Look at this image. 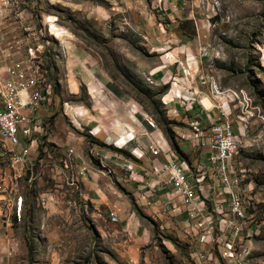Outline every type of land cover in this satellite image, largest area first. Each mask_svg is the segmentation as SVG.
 I'll list each match as a JSON object with an SVG mask.
<instances>
[{
    "label": "rangeland",
    "instance_id": "obj_1",
    "mask_svg": "<svg viewBox=\"0 0 264 264\" xmlns=\"http://www.w3.org/2000/svg\"><path fill=\"white\" fill-rule=\"evenodd\" d=\"M138 1L0 0V66L21 60L27 45L37 46V50L28 47L27 52L28 63H36V58L42 61L33 66V86L41 93L45 77L53 85L48 108H58L65 102L74 105L77 99L64 95L58 76L64 61L62 45L69 48L73 44L96 62L116 89L166 131L170 124L160 101L166 88L151 84L145 77L149 70L161 65L162 55L175 48L173 55L181 53L185 48L181 45L186 43L200 70L243 104L245 113L256 116L259 107L264 114V0H168L169 12L157 0H147L149 6L140 10L136 8ZM176 2L177 8H173ZM153 16L159 19L150 31L147 20ZM181 16L186 18L185 33L178 26L183 21L176 19ZM160 24L165 29L163 34L170 37L169 45L155 38ZM175 58L178 60L177 55ZM179 58L183 61L181 55ZM213 90L215 94L221 92L215 85ZM56 112L52 119L59 117L61 124L71 128L72 124ZM81 132L80 147L84 151V141L103 147L92 136L85 137L84 130ZM238 161L248 171L246 182L253 188L246 196L247 215L260 224L253 239L258 251L246 264H264V155L245 157L239 151ZM68 168L64 171L56 167L57 188L73 196L62 195L56 204L48 197L61 191L55 192L52 184L36 182L27 187V180H35L33 163L25 166L27 180L17 179L14 184L16 194L10 198L15 199L18 220L9 218L15 220L11 228L17 239L16 264H193L191 243L170 231L159 236L155 230L149 243L135 249L133 261L129 250L133 241L122 235L108 211H98L73 194L75 182L80 181L71 164ZM70 173H75L74 181ZM78 193H83L81 187ZM21 202L22 209L18 205ZM0 207L5 210L4 203ZM134 211L146 223L151 220L135 207ZM218 259V264H233Z\"/></svg>",
    "mask_w": 264,
    "mask_h": 264
},
{
    "label": "crops",
    "instance_id": "obj_2",
    "mask_svg": "<svg viewBox=\"0 0 264 264\" xmlns=\"http://www.w3.org/2000/svg\"><path fill=\"white\" fill-rule=\"evenodd\" d=\"M157 1H160L163 10H169L168 0ZM146 5L149 6L147 0L145 3L139 0L136 8L146 10ZM177 6L178 2L175 6L173 5V8ZM158 17L153 16L147 20V27L150 31H153L154 21L159 19ZM176 19L183 21L186 18L181 16ZM184 23L186 21L178 24L183 32ZM157 29L155 38L164 42V45H169L171 40L169 35L163 34L165 32L163 25L160 24ZM66 44L69 47L67 41ZM182 46L186 48L187 45L183 43ZM62 47L64 61L61 73L58 74L59 81L64 95L75 98L77 101L74 105L65 102V105H59L56 108L60 116L63 115L65 117L62 116L63 119H67L73 126L65 127L64 123L61 124L57 120L59 117H56V121L52 119L54 113H57L56 108L43 107L38 111V115L43 120L47 118L50 122L54 120L52 126L54 142L59 146L75 149L77 153L82 154V160L88 161V169L82 179V172H79V165L75 158H67V165L71 164L73 171L78 174L79 181L82 182L79 187L83 190L84 201L90 202L98 211H108L109 215L116 217L117 220L112 221L113 224L122 231V235L127 240L133 241V245L129 248L133 261L136 256L135 249L149 243L155 230L159 236L163 237L165 231H170L178 239L191 243L193 252L190 257L193 264H218V257H224V243L229 237V234H225V224L218 225L217 215H212L213 212L210 211L211 216L208 218H212L216 233L207 234L200 219L195 217L183 204L179 192L164 186L168 174L162 171V167L167 161H180L186 173H190L203 165L210 156V146L203 138L195 135L194 129L205 128L203 134L208 136L207 125L220 122L221 110L232 115L233 133L240 145L238 152L240 151L245 157H263L264 114L260 108L258 107L256 116H252L250 112L245 113L242 109L243 104L237 103V99L234 100L235 97L218 87L212 76L205 75L200 70L197 61L190 57L191 53L187 48L173 55L175 48L162 55L161 65L149 70L145 77L150 80L151 84L166 88L160 96V101L170 129L164 131L135 101L116 89L96 62L84 51H80L73 44L69 48H65L64 45ZM176 55L178 60L175 58ZM180 55L183 61H180ZM182 69L189 71V76H185ZM3 71L4 67L0 66V74ZM203 78H208V80L205 82ZM44 81L41 95L45 99H51L52 85L47 82L46 77ZM213 85L221 90L219 92L221 94L214 93ZM182 96L185 100L194 99L193 103L190 104V101L180 103ZM206 103L210 105L207 106ZM200 104L204 105L207 112L202 111ZM218 104L221 105V110L215 108ZM198 113L200 116H196ZM145 118L149 119L152 128ZM39 128L37 131H40ZM82 130L86 133L85 137L92 136L103 147L100 149L97 147V149L95 145L82 140L86 144L84 151L80 147L79 140L83 137L80 135ZM74 132L80 137L76 138ZM155 142L161 146L163 151L154 157L148 147ZM28 145H35V143L29 140ZM238 152L237 171L242 181V191L239 193L244 200V208H247L246 196L253 192V188L251 183L243 180L242 171L245 173L248 171L238 161ZM97 157L101 160L102 167L98 164ZM5 182H12V176H5ZM199 195L201 199L196 200L198 206H202L203 199L205 206L211 210L214 205H218L219 209H225V199L208 182L200 185ZM9 202L10 212H15V199H11L10 195ZM134 207L151 220H147L148 223H146L137 217ZM2 213L0 211V264H16L17 239L11 228V222L18 218L16 213L12 215L15 220L5 217ZM246 221L251 224V231L248 232L249 235L245 242L241 238L236 245L237 255L244 257L239 264L248 263L247 259L256 254L258 250L255 249L259 247L255 246L253 239L257 236L260 224L257 225L247 215V212ZM202 232H205V235ZM213 236H218V240H213ZM244 244L248 245L251 252H244ZM230 263L234 264L233 261Z\"/></svg>",
    "mask_w": 264,
    "mask_h": 264
},
{
    "label": "built area",
    "instance_id": "obj_3",
    "mask_svg": "<svg viewBox=\"0 0 264 264\" xmlns=\"http://www.w3.org/2000/svg\"><path fill=\"white\" fill-rule=\"evenodd\" d=\"M28 47L35 46L27 45V52ZM35 48L38 49L37 46ZM27 52L21 60L5 64L4 71L0 74V204L4 203L5 205V210L3 211L0 207V211L5 217L12 216L14 213L9 210L8 195H15L16 179H26L25 162H32L35 165V180L26 179L27 187L34 186L36 182H47L52 184L55 192L61 191L59 194L48 197L53 204H56L62 195L73 196L66 194L62 188H57L56 167H63L64 171H69L67 158H75L79 165V172H82V179L88 169V161L81 160V154L77 153L75 149L59 146L52 140L50 119L43 120L38 115V111L47 107L48 102L52 99L53 85L51 99H44L36 90V86H32L33 66L42 63V61H37L36 58V63H28ZM182 70L185 76H189V71ZM203 79L205 82L208 80V78ZM193 100L191 98L185 100L182 96L179 102L190 101L189 103L192 104ZM200 107L203 112H207L203 104H200ZM220 107L219 104L215 106L216 109L221 110L222 107ZM196 116H200V113ZM220 119V122H212L207 125L208 136L203 134L205 128L194 129L195 135L203 138L210 146V156L203 165L186 173L181 166L182 162L167 161L164 163L162 171L168 174L164 186L179 192L183 204L195 217L200 219L207 234L216 233L212 218H208L211 216L210 211L213 212L212 215H217L218 223H225V234H229V237L224 243L225 252L224 257L221 258L238 264L243 260V255L242 257L237 255L236 245L241 238L244 242L247 240L250 224L245 220L246 208L239 200L241 181H235L234 163L236 162L231 161L233 146H240L235 141L232 129L233 120L228 112L223 110L220 111ZM145 120L150 126L149 119L145 118ZM39 126H46V135L43 139L35 138V145H28V135H35V129ZM148 150L154 157L163 151L157 142L150 144ZM96 160L102 167L101 160L98 157ZM242 173L243 180H246L247 173L243 171ZM4 175H12V182H4ZM188 175L191 177L189 178ZM70 177L74 181V173H70ZM203 182H208L214 190L219 191L225 199V209H218L217 205H214L211 210L205 206L203 199L202 206H195V199H201L199 189ZM216 183L217 185H215ZM78 184H82V182H75L73 194L84 200L83 193H78ZM43 199L45 200L43 202H47L45 198ZM110 217L112 221L117 220L112 214ZM202 233L205 235V232ZM213 240L217 241V236H213ZM244 246V252H251L247 244Z\"/></svg>",
    "mask_w": 264,
    "mask_h": 264
},
{
    "label": "bare ground",
    "instance_id": "obj_4",
    "mask_svg": "<svg viewBox=\"0 0 264 264\" xmlns=\"http://www.w3.org/2000/svg\"><path fill=\"white\" fill-rule=\"evenodd\" d=\"M33 78H34V68H33ZM33 78H32V86H33ZM36 90L38 91L37 87H36ZM218 91H221L219 88H217ZM40 93V91H38ZM218 94H221L218 92ZM41 95V93H40ZM43 96V95H42ZM44 98V96H43ZM45 99V98H44ZM207 106H209L210 104L209 103H206ZM242 105V104H241ZM230 115V114H229ZM232 116V115H230ZM40 128V131H37L38 128L35 129V135H28V144H29V140H31L32 142L35 143V138L36 139H43L44 136L46 135V128H44L43 126H39ZM235 141L239 144V142L237 141V138L235 136ZM240 146H233V151L231 153V161L232 162H236V156H237V152L239 150ZM81 160H82V154H81ZM26 163H32V162H25L24 163V173H25V166H26ZM69 169V168H68ZM239 169V168H238ZM234 170H235V181H241V177L240 175L238 174V171H237V163H234ZM245 173V172H244ZM5 176H12V175H4V182H5ZM25 178H26V173H25ZM74 180H75V173H74ZM16 182H17V179H16ZM78 188H79V184H78ZM241 191H242V181H241ZM16 194V193H15ZM196 200H199V199H195V206H198V203ZM239 200L241 202V204L243 205L244 207V203L242 202L243 201V198L242 196L240 195L239 193ZM8 202H9V195H8ZM10 203V202H9ZM18 203V202H17ZM19 207H21V209L23 208V202H21L20 204H18ZM217 208L219 209V206L217 205ZM15 213V212H14ZM13 213V214H14ZM245 220H246V210H245ZM247 222V221H246ZM249 223V222H248ZM219 224H225V223H218ZM250 224V223H249ZM250 228H251V224H250ZM251 231V230H250ZM217 240H218V236H217ZM239 264V262H238Z\"/></svg>",
    "mask_w": 264,
    "mask_h": 264
}]
</instances>
